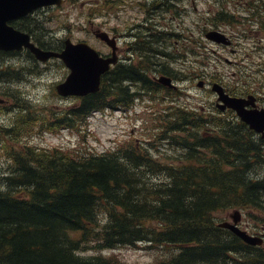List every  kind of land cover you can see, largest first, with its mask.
Listing matches in <instances>:
<instances>
[{"label": "trees", "instance_id": "trees-1", "mask_svg": "<svg viewBox=\"0 0 264 264\" xmlns=\"http://www.w3.org/2000/svg\"><path fill=\"white\" fill-rule=\"evenodd\" d=\"M215 19L231 22L226 14ZM10 55L0 51L1 58ZM7 73L0 66V80ZM151 83L143 72L112 68L96 92L47 116L21 100L0 105L13 116L0 122L6 160L0 169V264H120L100 251L136 243L166 250L153 264H264V244L242 242L214 217L228 209L264 213L262 143L245 142L244 126L203 121L197 110L173 107L157 141L145 147L82 153L27 142L29 134L46 130L76 133L93 111L127 107ZM234 130L242 133L235 140ZM159 139L174 150L170 156L153 157ZM251 219L264 225V217ZM85 247L98 253L79 254Z\"/></svg>", "mask_w": 264, "mask_h": 264}, {"label": "rangeland", "instance_id": "rangeland-1", "mask_svg": "<svg viewBox=\"0 0 264 264\" xmlns=\"http://www.w3.org/2000/svg\"><path fill=\"white\" fill-rule=\"evenodd\" d=\"M103 1L64 0L58 6L45 8L35 17L38 25L34 27L33 34H40L42 41L48 42L46 44H49V49L55 52L62 49V40L68 38L73 43L84 41L101 54L105 51V46L103 42L93 36L92 28L99 27L104 30L108 25L119 29L123 28L122 22H118L115 17L111 16L108 20L104 16L106 6L104 7ZM112 1L114 5L111 4L110 8L116 10V0ZM155 1L161 4L164 0ZM249 1H175L177 7L185 8L186 14H183L180 20H170L169 18L172 23L171 31L177 35L168 39L166 47L168 50H173L178 45L177 49L181 50V43L187 46L188 42L189 50L194 51V56L168 59L167 68L172 71L166 76L171 78L172 83L179 90H172L171 96H168L166 102L164 99L153 100L144 97L142 101L135 100L125 113L117 109L95 111L87 117L86 125L76 133L66 128L55 132L46 130L41 133L29 134L27 142L40 148L61 147L69 150L74 148L82 153H100L127 144L145 147L148 143L157 141L156 136L163 124V122L156 121L153 123L152 114L149 118L145 109L154 106L151 109V113H154L153 116L161 111L169 112L176 106L187 107L189 110H197V112L198 106H203L205 114L213 112L211 103L214 101L215 94L210 90L211 82L218 83L229 93L235 91L237 87L245 89L246 92L253 91L259 98L256 102L257 106L264 108V1L263 3L256 0H253L252 3ZM130 7L129 10H125V16L116 13V11L112 13L121 20L126 19V22L127 20L139 22L143 17L142 11H136L139 8L136 3ZM160 9H162L160 12L163 15V6L158 10ZM222 10H225L227 15L234 20L231 31L230 24L232 23L225 24L223 21L215 19L216 14ZM164 16V20L167 21L169 15L165 14ZM248 16L252 18V22L240 23L241 18ZM209 28H217L232 40L233 45L217 46L206 40L203 36L204 31L200 33L199 30H210ZM232 33L235 36H231ZM230 49L235 51L232 53ZM0 66L8 70L6 74L8 78L0 80V96L2 95L4 99L3 105L17 104L21 100L43 117L47 116L46 113L49 110L68 107L77 102L75 97L59 96L54 90V85L61 82L68 72V69L58 58L52 57L42 63L36 61L24 50L18 56L0 57ZM164 70L167 71L166 67ZM157 73L154 74L157 75ZM200 80L204 81L203 88L197 86ZM182 91L189 97H184ZM237 92L239 91H236V94H238ZM11 116L12 110L0 112V122L9 123ZM154 126L157 127L154 128ZM158 141L160 142L158 148L155 151L151 149L153 157L170 156L174 150H171V146L166 144L168 141L165 139ZM5 164V157L0 153V169H3ZM258 175H264V168ZM238 211L240 219L249 223V225L243 224L245 228L242 229H245L246 232H254L255 227L259 228L256 221L251 219L253 217L241 209ZM232 212V209L216 211L214 213L216 223L230 222ZM85 249L79 254L87 256L98 253L91 250V247H85ZM100 254L114 255L120 264H153L156 259L166 257L167 253L165 249L148 248L146 243H136L131 246L101 250Z\"/></svg>", "mask_w": 264, "mask_h": 264}, {"label": "flooded vegetation", "instance_id": "flooded-vegetation-1", "mask_svg": "<svg viewBox=\"0 0 264 264\" xmlns=\"http://www.w3.org/2000/svg\"><path fill=\"white\" fill-rule=\"evenodd\" d=\"M164 1L166 2V7H164L163 9V15L160 12L162 9L158 10L160 7L163 6ZM163 3H159L155 0H150V1H146V0H142V1H136V0H116V6L115 9L116 10H112L110 8V5H114L112 0H104L103 1V5L105 7L104 9V16L109 20L111 18V16L115 17V19L118 22H122L123 24V28L119 29V28H115L114 26L111 27L108 25V27L104 28V30H101L99 27H94L93 29H97L99 28L100 31L104 32L105 35L107 36V41L109 43H106L105 41H101L103 42L104 46H105V51H103V53H101L100 55H102V57H112L113 58V62H111L109 64L108 69L103 73V75L109 73V71L112 68H116L119 70V72L124 71V70H128V71H140L143 72L145 74L146 77H148L151 81H153V83L147 85L148 87L145 90H139L137 92V96L135 97V99L133 100V102L127 106V107H118L117 110H121L122 113H125V111H128L129 108L134 104L135 100H143L144 97H148L149 99H151L150 97L152 96V98L154 99H164L165 102L167 101L168 96L170 95L171 90H179V88H170V87H166L163 84H160L158 82H155L153 79L156 76H160V75H168L169 73L167 71L171 70L170 68H167V62L169 58L174 57H182V58H186L189 56H194V51H190L189 50V46H188V42H187V46H184V43H181L180 45V49L178 50L177 47V43H176V47H174L173 50H168L167 46V41L169 38L176 36V33H173L171 31L172 28V23L170 20L175 19V20H180V18L183 16V14H186V10L185 8L183 9V7L181 6H176L175 5V1L176 0H164ZM253 0H250L249 3H252ZM256 1H261L263 3L264 0H256ZM137 4L139 6V8L136 10L138 12L142 11L143 17L139 20V22H129L130 20L126 19H120L119 17L115 16L114 13H112L113 11H116V13L122 14L125 16V10H129L131 7L130 5L133 4ZM177 3V2H176ZM248 4V3H247ZM47 8H51L50 6H45V7H40V8H36L34 10H32L30 13L11 19L7 22V24L9 26H11L13 29L20 31V32H25L28 34L29 39L39 48L41 49H49V44H47L45 47L42 45V38L40 34H33L34 30L38 24L36 23L37 19L35 18L38 14V12H42L44 9ZM158 11V12H157ZM223 11V13H222ZM220 12L217 13V15H221V14H228L225 10H222ZM165 14H168V20L165 21ZM170 18V20H169ZM32 20V21H30ZM230 31L231 28L233 27V23L234 20L230 19ZM246 21L248 22H252V18L251 17H247V18H241L240 19V23H246ZM225 24H228L227 22H224ZM261 23H263V21H261ZM219 27V26H216ZM211 30H217L219 31L217 28H209ZM205 32L207 30L203 29V30H199V32ZM203 32V35H204ZM221 32V31H220ZM222 33V32H221ZM231 33V32H230ZM44 34V32H43ZM224 34V33H223ZM225 35V34H224ZM231 36H235L233 33L230 34ZM226 36V35H225ZM38 37H39V41H38ZM159 37V40H161L160 45L158 46L157 44V40ZM184 42V41H183ZM212 42V41H211ZM48 43V42H46ZM217 46H228L229 44L233 45L232 40L226 36V43H215L212 42ZM62 47V44H61ZM197 48V46H196ZM61 49V48H60ZM59 49V50H60ZM27 51L25 48H21L19 50H7V51H3V52H9L12 56H18L22 54V51ZM51 50V49H49ZM184 50V51H183ZM2 51V50H0ZM234 49H230V52H234ZM28 52V51H27ZM31 56L32 54L30 52H28ZM32 58H34L32 56ZM35 59V58H34ZM36 60V59H35ZM37 61V60H36ZM47 61V60H46ZM45 62V61H44ZM43 63V62H42ZM166 67L167 71L164 70V68ZM158 72L161 74L155 75L154 73ZM168 77V76H166ZM170 78V77H168ZM171 79V78H170ZM172 81V80H171ZM204 81H199L200 83V87L203 88L202 85ZM130 88H135L137 87V83L136 82H132L128 81L126 82ZM125 83V84H126ZM213 82H211L212 84ZM153 89L155 91H151L150 90ZM223 91L225 93H227L230 96H236V97H242V98H246L248 95H252L254 97V106L256 108H262L257 106L256 102L257 100H259L258 96L252 91V92H246L245 89L243 88H239L237 87L235 91L233 92H227L223 87H222ZM210 91V90H209ZM236 91L238 94H236ZM183 93L184 97H189L187 93ZM173 100H175L174 97H172ZM153 99V100H154ZM217 99H216V95L214 97V101L211 103L212 107H213V112H208V113H204V108L203 106H198V119L203 120V121H207V120H213V121H220V123H228L231 127H236V126H244L246 128V134L248 135V138L246 139L245 142L249 141V142H261V146H260V152L262 153V155L264 156V134L262 136H260L258 133H256L255 131H253L252 129H250L245 123H243L242 121L239 120V118L236 116L235 112L229 108H223L220 109L217 106ZM154 106H149L147 109H145V113L146 115H148V117L150 118L151 114H152V122L155 123H162L163 121H166L168 119L167 115L169 114V112H158L155 116L154 113H151V109ZM178 108H182L183 112H187L189 109L187 107H183V106H176ZM167 108H171V107H167ZM249 108V107H246ZM186 118V117H185ZM157 126H154V128H156ZM236 134H242V133H238L235 130L232 132V135L235 136L234 140L236 138ZM254 137V138H253ZM250 144V143H249ZM250 156V154H248ZM262 168H264V162H263V166ZM250 217H257V218H263L264 217V213L259 215L256 212H246ZM263 216V217H262ZM238 225L240 228H245V226H243V224L245 225H249L248 222L243 221L240 219H238ZM242 225V226H241ZM259 228L256 229L257 227H255V231L254 232H248L254 235H260L262 237V241L264 242V225L258 226ZM249 229V228H248Z\"/></svg>", "mask_w": 264, "mask_h": 264}, {"label": "water", "instance_id": "water-1", "mask_svg": "<svg viewBox=\"0 0 264 264\" xmlns=\"http://www.w3.org/2000/svg\"><path fill=\"white\" fill-rule=\"evenodd\" d=\"M63 0H0V50H19L21 47L28 50L32 56L40 62H44L51 57L58 58L68 69L64 79L55 84L54 89L59 96H84L94 93L99 88L100 77L113 62L112 57H102L96 50L84 41L71 42L65 38L62 49L59 52L41 49L29 40L25 32L13 29L7 24L11 19L23 16L32 10L49 5H60ZM93 36L100 41H107L104 32L96 29ZM204 37L216 43H226V37L217 30H208ZM167 87L175 88L170 78L160 75L155 78ZM197 86H201L198 82ZM210 90L216 95L217 106L220 109L229 108L233 110L240 121L245 123L250 129L264 134V108L254 106V97L248 95L246 98L230 96L225 93L222 86L212 83ZM4 100L0 97V104ZM249 107V108H246ZM238 211L234 210L230 214V222L223 221L216 225L226 228L236 235L241 241L249 245H259L261 236L250 235L245 230L238 228Z\"/></svg>", "mask_w": 264, "mask_h": 264}, {"label": "bare ground", "instance_id": "bare-ground-1", "mask_svg": "<svg viewBox=\"0 0 264 264\" xmlns=\"http://www.w3.org/2000/svg\"><path fill=\"white\" fill-rule=\"evenodd\" d=\"M23 72V71H22Z\"/></svg>", "mask_w": 264, "mask_h": 264}]
</instances>
